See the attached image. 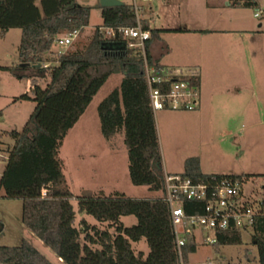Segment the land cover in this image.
<instances>
[{
    "label": "trees",
    "instance_id": "trees-1",
    "mask_svg": "<svg viewBox=\"0 0 264 264\" xmlns=\"http://www.w3.org/2000/svg\"><path fill=\"white\" fill-rule=\"evenodd\" d=\"M232 7L252 8V0H229ZM101 24L81 47L57 54L56 40L87 27L90 6L77 0H0V37L11 29L20 30L16 55L18 64L0 66V71L25 74L31 80L30 100L34 109L20 131L5 132L12 143L4 145V167L0 174V197L21 202L23 227L41 241L63 264H185L196 245L187 240L179 258L169 205L164 199V171L158 137L148 98L141 53L120 38H107L102 29L135 26L131 4L100 8ZM141 26L150 34L146 56L153 63L148 47L163 32L185 29H152L148 19ZM204 33L205 31H197ZM77 37V38H78ZM76 38V39H77ZM75 39V40H76ZM74 40V41H75ZM73 44V43H72ZM71 44V45H72ZM121 80L97 105L99 133L105 141L121 136L126 149L129 182L158 194L151 199H132L124 194L82 191L75 197L77 210L92 217L75 226L73 198L65 177L59 151L70 129L78 122L93 96L109 76ZM199 85L198 75L174 77ZM44 86L39 81H44ZM0 135V147L3 145ZM194 183L214 185L223 180L243 185L264 181V174L209 175L200 170L199 158L188 157L179 174ZM264 189V187H263ZM264 201V195L260 201ZM186 215L200 214L204 201L180 200ZM133 216L136 223L124 226L120 219ZM251 244L257 251V264H264V206L253 216ZM241 230L230 226L214 234L215 249L241 245ZM144 240L148 252H135L131 244ZM0 264H52L26 240L19 246H0Z\"/></svg>",
    "mask_w": 264,
    "mask_h": 264
},
{
    "label": "rangeland",
    "instance_id": "rangeland-1",
    "mask_svg": "<svg viewBox=\"0 0 264 264\" xmlns=\"http://www.w3.org/2000/svg\"><path fill=\"white\" fill-rule=\"evenodd\" d=\"M122 3L132 4V0H120ZM211 0H135L139 8L140 17H152L151 28L158 24L174 25L183 16L201 17L209 28L238 32H264V0H252L257 7L236 8L225 7L220 0L218 7L211 6ZM80 5L90 6V16L87 27L71 46L63 51H71L81 47L91 31L101 24L99 10L96 8L98 0H77ZM255 12L260 13V18H254ZM180 17V19H179ZM202 19L200 20L202 22ZM20 30L11 29L4 37H0V66H15L17 62V45ZM57 51L56 46L52 47ZM179 69V68H178ZM181 73H190L187 67L180 68ZM177 71V72H180ZM189 71V72H188ZM18 78L14 73L0 71V135L3 145L0 147V173L4 167V145H10L12 141L5 132L20 131L34 109V103L30 100H18L15 98L23 94L31 97L27 88V72H18ZM218 93L215 98L232 101L230 88L233 79L230 70H222L214 76ZM121 75L113 74L108 77L87 106L85 112L76 125L67 133L59 151V158L63 163V175L68 188L73 195L71 205L75 212V226L84 219L89 224L98 225L90 216L78 212L75 197L82 191L92 194L102 192L109 195L110 192L124 194L132 199H151L158 194L152 193L146 187H136L129 182L126 151L121 142V136H116L110 145L99 133L97 116L98 103L120 83ZM44 86V81H39ZM227 117L218 114L213 119L212 126L207 129L186 128L187 122L184 116H178L185 111L171 112L158 111L154 113L155 127L158 137L161 163L164 172L181 173L183 160L188 157H198L200 170L206 174H264V164L259 163L254 156V147L251 148L247 140V130L242 120L237 123L232 117V103L229 102ZM235 109V106L233 107ZM256 111L263 109L259 102ZM192 112V111H186ZM235 112V111H234ZM259 115V114H258ZM229 118V119H228ZM231 123H229L228 122ZM110 147V148H109ZM113 150L112 152L110 150ZM264 181L248 182L242 187V194L246 198L260 201L264 195ZM112 194V193H111ZM121 223L132 226L136 223L133 216L122 217ZM0 246H19L22 240H26L41 255L52 264H63L53 252L41 241L26 230L21 223V202L0 197ZM212 237V233L196 228L193 231V239L190 241L196 245V250L187 257L185 264H257V251L251 244V231L245 229L241 232V245L220 246L215 249L212 245L205 244L203 238ZM135 252L147 254L148 248L144 240L131 244Z\"/></svg>",
    "mask_w": 264,
    "mask_h": 264
},
{
    "label": "crops",
    "instance_id": "crops-1",
    "mask_svg": "<svg viewBox=\"0 0 264 264\" xmlns=\"http://www.w3.org/2000/svg\"><path fill=\"white\" fill-rule=\"evenodd\" d=\"M221 1L225 7H232L229 0H220V3ZM211 2L213 7L221 5L219 2L212 0ZM142 18L148 19L151 28L152 17ZM201 19V17L183 16L174 25L158 24L152 28L162 30L180 28L188 31L161 33L159 38L151 40L148 47L149 55L153 63L171 69L175 74L181 72V67H187L190 73L198 75L199 106L195 111L178 115L184 116V121L187 122L186 128L191 126L195 130H202L211 127L213 119L218 118V114L222 117L231 114L229 112V102H231V119H234L236 123L237 120H242L247 130L248 144L251 148L254 147V156L258 162L264 164V32L240 33L209 28L203 19L202 22L200 21ZM222 70H230L233 79L231 87L225 89L234 94L231 98L232 101L229 102L222 98H215L218 88L214 76ZM27 88L28 90L31 88L30 79L27 80ZM257 102L263 109L260 113H257L255 108ZM113 139L106 141V144H109L114 150ZM121 142L123 144L122 137ZM125 162L127 166V158ZM164 173L168 175L180 174Z\"/></svg>",
    "mask_w": 264,
    "mask_h": 264
},
{
    "label": "built area",
    "instance_id": "built-area-1",
    "mask_svg": "<svg viewBox=\"0 0 264 264\" xmlns=\"http://www.w3.org/2000/svg\"><path fill=\"white\" fill-rule=\"evenodd\" d=\"M132 9L135 15L134 27L102 29L107 38H120L128 43L129 48H136L141 53L143 73L148 90V98L153 113L158 111H195L199 106L198 86L189 80H176L174 77H191L192 73L175 74L173 70L155 63H149L146 56V42L150 38L147 30L141 26L139 8L135 0H132ZM254 18H260V13L255 12ZM77 30L60 36L55 45L56 53L62 54L78 37ZM164 199L169 205L171 223L175 236V245L179 258L181 249L187 243L188 238L193 237V231L200 228L212 233V237L203 238L205 244L213 245L216 241L214 234L224 231L230 226L241 231L251 229L253 216L259 205L264 206V201L256 203L243 196L242 189L237 183L223 180L214 185L206 183H194L180 175H168L164 173ZM193 202L204 201L205 205L200 214H184L180 200Z\"/></svg>",
    "mask_w": 264,
    "mask_h": 264
},
{
    "label": "water",
    "instance_id": "water-1",
    "mask_svg": "<svg viewBox=\"0 0 264 264\" xmlns=\"http://www.w3.org/2000/svg\"><path fill=\"white\" fill-rule=\"evenodd\" d=\"M123 5L120 0H98V6L100 8H112Z\"/></svg>",
    "mask_w": 264,
    "mask_h": 264
}]
</instances>
